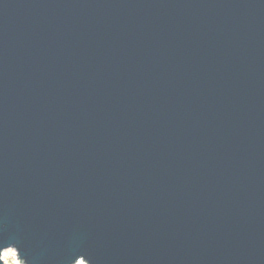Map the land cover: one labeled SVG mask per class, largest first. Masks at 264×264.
Instances as JSON below:
<instances>
[{"label": "water", "instance_id": "1", "mask_svg": "<svg viewBox=\"0 0 264 264\" xmlns=\"http://www.w3.org/2000/svg\"><path fill=\"white\" fill-rule=\"evenodd\" d=\"M6 249L264 264V0H0Z\"/></svg>", "mask_w": 264, "mask_h": 264}, {"label": "bare ground", "instance_id": "2", "mask_svg": "<svg viewBox=\"0 0 264 264\" xmlns=\"http://www.w3.org/2000/svg\"><path fill=\"white\" fill-rule=\"evenodd\" d=\"M10 255H13L14 257H15V260H16V262L17 263H19V262H21V261H19L18 260V257L16 258V255H15V251L13 252V250L12 249H6V250H4V251H2V253H1V259L2 260H4V263L5 264H7L5 261V257L6 258H9L8 256H10ZM78 262H80V261H78ZM78 262L76 263V264H78ZM22 263V262H21ZM81 264H83V263H81Z\"/></svg>", "mask_w": 264, "mask_h": 264}, {"label": "rangeland", "instance_id": "3", "mask_svg": "<svg viewBox=\"0 0 264 264\" xmlns=\"http://www.w3.org/2000/svg\"><path fill=\"white\" fill-rule=\"evenodd\" d=\"M13 250V249H12ZM13 252H14V250H13ZM16 253V252H15ZM9 258H6L5 257V262L7 263V264H23V263H21V262H19V263H17L16 262V260H15V257L13 256V255H10V256H8ZM81 263H83V264H86L85 262H83V261H80V262H78V264H81Z\"/></svg>", "mask_w": 264, "mask_h": 264}, {"label": "built area", "instance_id": "4", "mask_svg": "<svg viewBox=\"0 0 264 264\" xmlns=\"http://www.w3.org/2000/svg\"><path fill=\"white\" fill-rule=\"evenodd\" d=\"M15 255H16V253H15ZM16 258H17V255H16ZM19 260V259H18ZM4 261V260H3Z\"/></svg>", "mask_w": 264, "mask_h": 264}]
</instances>
